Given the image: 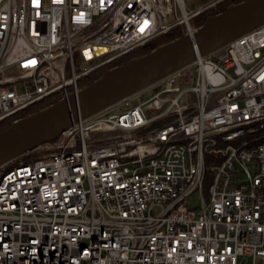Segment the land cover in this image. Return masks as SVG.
I'll list each match as a JSON object with an SVG mask.
<instances>
[{
    "label": "built area",
    "instance_id": "built-area-1",
    "mask_svg": "<svg viewBox=\"0 0 264 264\" xmlns=\"http://www.w3.org/2000/svg\"><path fill=\"white\" fill-rule=\"evenodd\" d=\"M224 1L0 0V122ZM0 264H264V24L0 164Z\"/></svg>",
    "mask_w": 264,
    "mask_h": 264
},
{
    "label": "water",
    "instance_id": "water-1",
    "mask_svg": "<svg viewBox=\"0 0 264 264\" xmlns=\"http://www.w3.org/2000/svg\"><path fill=\"white\" fill-rule=\"evenodd\" d=\"M264 24V0H246L209 16L193 37L175 38L113 67L77 94L14 121L0 132V164L56 140L74 121L100 113Z\"/></svg>",
    "mask_w": 264,
    "mask_h": 264
},
{
    "label": "trees",
    "instance_id": "trees-1",
    "mask_svg": "<svg viewBox=\"0 0 264 264\" xmlns=\"http://www.w3.org/2000/svg\"><path fill=\"white\" fill-rule=\"evenodd\" d=\"M242 1H246V0H226L224 2H221L217 6H215L211 9L205 11L204 13L196 16L192 22L194 25L200 26L206 21V19L209 16L221 13V12L225 11L230 5H232L234 3H240ZM183 35H184L183 26H181V25L176 26L167 34H162L160 36H157L156 38H154L151 41H149L148 43H146L144 46L138 47L134 51H132L129 54H126L123 57L117 59L116 61L109 64L108 66L102 67V68L94 71L90 77H86V78L81 79L79 84L82 88L87 87L89 84L92 83V81L97 80L101 76H103V74L106 71H108L109 69L116 67V66H119V65L126 64L133 58L141 57L145 54H148L151 51H153L154 49H156L158 46L163 45V44H165V43H167V42H169L175 38L181 37ZM163 37H167L168 39L159 43V40ZM60 98H61L60 96H56L53 98H48V99L41 101L35 105H32L29 108H27L26 110L20 112L18 117H26L32 113L38 112V111L50 106L51 104L57 102ZM12 123H13V119H8V120H5L3 122H0V132L7 129ZM213 156H214V153L209 152V151H207L205 154L206 166H207L206 177H205V188L206 189L210 185V182H211V179L213 176V172H214L213 166L216 164V161L214 160Z\"/></svg>",
    "mask_w": 264,
    "mask_h": 264
},
{
    "label": "rangeland",
    "instance_id": "rangeland-1",
    "mask_svg": "<svg viewBox=\"0 0 264 264\" xmlns=\"http://www.w3.org/2000/svg\"><path fill=\"white\" fill-rule=\"evenodd\" d=\"M208 0H185V3L187 7L195 9L198 8L201 5H204ZM168 39L167 37H163L159 40L160 42L165 41ZM151 95V93H147V95L144 98H148ZM141 101L139 98H134L133 99V104H137ZM241 177H244L243 174H241ZM202 199H201V193L199 190L194 192L187 200H186V205H188L190 208L196 209L198 211V208L201 207Z\"/></svg>",
    "mask_w": 264,
    "mask_h": 264
}]
</instances>
